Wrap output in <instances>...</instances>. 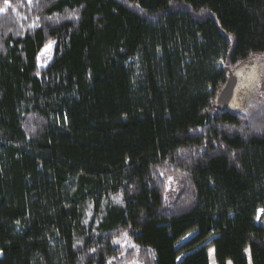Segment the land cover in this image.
<instances>
[{
  "label": "trees",
  "instance_id": "16d2710c",
  "mask_svg": "<svg viewBox=\"0 0 264 264\" xmlns=\"http://www.w3.org/2000/svg\"><path fill=\"white\" fill-rule=\"evenodd\" d=\"M9 5L0 264H211V248L264 264V108L216 105L227 72L264 58V0Z\"/></svg>",
  "mask_w": 264,
  "mask_h": 264
},
{
  "label": "rangeland",
  "instance_id": "374dc122",
  "mask_svg": "<svg viewBox=\"0 0 264 264\" xmlns=\"http://www.w3.org/2000/svg\"><path fill=\"white\" fill-rule=\"evenodd\" d=\"M55 42L51 51H44L40 56L41 63L49 62L54 52ZM45 49V48H44ZM228 82L225 88L218 94L216 105L226 108H232L245 113L248 116L254 115L257 111L264 108V58L251 60L244 67L236 72H227ZM165 202L171 204L176 199L180 190L179 177H173L171 181L166 180ZM261 216H263L261 214ZM129 245H135L130 237H123L120 240L119 248L120 255L124 257L127 252L132 250ZM209 259L212 264H217L215 261V249H209ZM247 257L250 258V252H247ZM139 264H142L138 253L133 257ZM132 259V260H133ZM132 260H127L124 264H130ZM232 264V263H229ZM251 264V260H250Z\"/></svg>",
  "mask_w": 264,
  "mask_h": 264
},
{
  "label": "snow or ice",
  "instance_id": "6c2138e0",
  "mask_svg": "<svg viewBox=\"0 0 264 264\" xmlns=\"http://www.w3.org/2000/svg\"><path fill=\"white\" fill-rule=\"evenodd\" d=\"M32 2H33V0H28L29 4H31ZM3 3L5 5V7H0V12H4L6 10V7L10 6L9 5V0H3ZM69 18H72V14L69 15ZM53 43L54 42H49L48 44H46L44 51H51ZM41 55H43V51H42ZM160 174L163 176L164 172H161ZM172 179H173V177H171V176L168 177L169 181H171ZM259 211H264V210H259ZM259 218H260V216L258 214L257 219H259ZM123 236L127 237V233H123ZM113 243H120V241L119 240H115V241H113ZM129 247L135 248V245H129ZM93 251H95V249H93ZM109 264H111V261H109ZM130 264H139V262L137 260L133 259L130 262Z\"/></svg>",
  "mask_w": 264,
  "mask_h": 264
},
{
  "label": "crops",
  "instance_id": "0c3cea01",
  "mask_svg": "<svg viewBox=\"0 0 264 264\" xmlns=\"http://www.w3.org/2000/svg\"><path fill=\"white\" fill-rule=\"evenodd\" d=\"M212 264V263H211Z\"/></svg>",
  "mask_w": 264,
  "mask_h": 264
}]
</instances>
